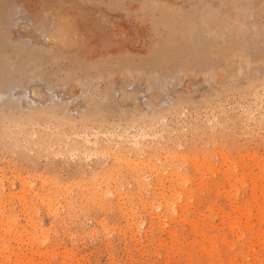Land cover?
<instances>
[{"label": "rangeland", "instance_id": "1", "mask_svg": "<svg viewBox=\"0 0 264 264\" xmlns=\"http://www.w3.org/2000/svg\"><path fill=\"white\" fill-rule=\"evenodd\" d=\"M0 6V264H264V0Z\"/></svg>", "mask_w": 264, "mask_h": 264}, {"label": "bare ground", "instance_id": "2", "mask_svg": "<svg viewBox=\"0 0 264 264\" xmlns=\"http://www.w3.org/2000/svg\"><path fill=\"white\" fill-rule=\"evenodd\" d=\"M2 9H1V6H0V19L2 18ZM137 147V146H136ZM1 196V195H0ZM1 201V200H0ZM47 203V202H46ZM50 206V205H49ZM1 208V207H0ZM0 211H1V209H0ZM1 213H2V211H1ZM1 213H0V228H2V230H3V232L5 233V234H7V235H9V236H12V237H15L16 236V234H17V230H15V228H14V224L11 222V220L9 221V220H5L6 218L3 216L4 214V212L2 213L3 215H1ZM246 215H248L247 213H246ZM3 216V217H2ZM10 217V216H9ZM8 217V218H9ZM5 218V219H4ZM13 218V217H12ZM15 222V221H14ZM248 223V222H247ZM261 225H263V223L261 222ZM23 231V230H22ZM32 236V235H31ZM30 236V237H31ZM35 237V236H34ZM0 239H3L2 237L0 238ZM2 241H4V240H2ZM31 242V241H30ZM5 243H2L1 242V240H0V255L1 254H3L4 256H5V254H6V246L4 245ZM7 245V244H6ZM32 249V248H31ZM16 256V255H15ZM1 257V256H0ZM6 258H7V256H5ZM9 257V256H8ZM17 257H19V256H17ZM5 258V259H6ZM10 259V258H9ZM15 259H16V257H15ZM19 259H20V257H19ZM1 260V259H0ZM29 260V259H28ZM30 260H31V258H30ZM2 261H3V259H2ZM6 262V261H5ZM16 262H18V260H16ZM15 263V262H14ZM2 264V263H1ZM9 264V263H8ZM16 264V263H15Z\"/></svg>", "mask_w": 264, "mask_h": 264}]
</instances>
